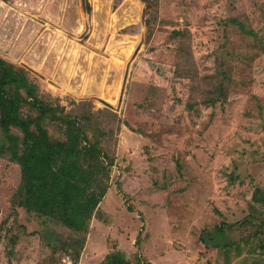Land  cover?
<instances>
[{
  "label": "rangeland",
  "instance_id": "1",
  "mask_svg": "<svg viewBox=\"0 0 264 264\" xmlns=\"http://www.w3.org/2000/svg\"><path fill=\"white\" fill-rule=\"evenodd\" d=\"M0 58L114 159L77 232L1 157L0 264H264V0H0Z\"/></svg>",
  "mask_w": 264,
  "mask_h": 264
},
{
  "label": "trees",
  "instance_id": "2",
  "mask_svg": "<svg viewBox=\"0 0 264 264\" xmlns=\"http://www.w3.org/2000/svg\"><path fill=\"white\" fill-rule=\"evenodd\" d=\"M92 121V116L72 115L64 105H54L28 70L0 58V158L7 155L20 166L15 205L74 231L88 230L109 189L114 163L102 146L106 131ZM51 124L59 126L63 139L51 135ZM116 256L112 264H132L122 253Z\"/></svg>",
  "mask_w": 264,
  "mask_h": 264
},
{
  "label": "built area",
  "instance_id": "3",
  "mask_svg": "<svg viewBox=\"0 0 264 264\" xmlns=\"http://www.w3.org/2000/svg\"><path fill=\"white\" fill-rule=\"evenodd\" d=\"M66 264H72L71 260H70V262H69V263H66Z\"/></svg>",
  "mask_w": 264,
  "mask_h": 264
}]
</instances>
